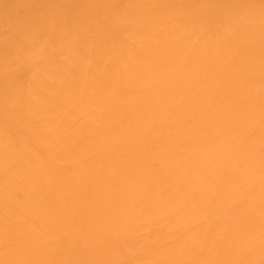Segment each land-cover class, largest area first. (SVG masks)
Masks as SVG:
<instances>
[{"label": "bare ground", "instance_id": "obj_1", "mask_svg": "<svg viewBox=\"0 0 264 264\" xmlns=\"http://www.w3.org/2000/svg\"><path fill=\"white\" fill-rule=\"evenodd\" d=\"M0 264H264V0H0Z\"/></svg>", "mask_w": 264, "mask_h": 264}]
</instances>
